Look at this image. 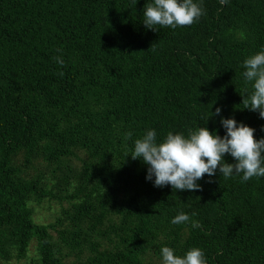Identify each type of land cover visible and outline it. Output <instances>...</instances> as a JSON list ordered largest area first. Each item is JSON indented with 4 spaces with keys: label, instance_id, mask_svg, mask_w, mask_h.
<instances>
[{
    "label": "trees",
    "instance_id": "obj_1",
    "mask_svg": "<svg viewBox=\"0 0 264 264\" xmlns=\"http://www.w3.org/2000/svg\"><path fill=\"white\" fill-rule=\"evenodd\" d=\"M152 2L0 0V264L32 239L39 264L65 262L33 217V205L54 196L19 164L32 166L34 153L80 162L68 178L80 192L64 213L72 224L81 218L93 230L103 220L79 202L87 189L115 218L105 224L109 237L101 234L104 252L81 264H143L151 242L181 257L200 248L207 264H264V177L241 182L217 171L197 181L199 190L161 188L146 179V164L126 156L149 129L158 143L200 127L223 136L221 116L264 137V118L242 103L253 92L243 61L264 49V0H194L205 9L198 21L156 31L142 22ZM216 107L220 115L207 119ZM181 212L191 220L173 224Z\"/></svg>",
    "mask_w": 264,
    "mask_h": 264
},
{
    "label": "clouds",
    "instance_id": "obj_2",
    "mask_svg": "<svg viewBox=\"0 0 264 264\" xmlns=\"http://www.w3.org/2000/svg\"><path fill=\"white\" fill-rule=\"evenodd\" d=\"M136 2L133 0L134 4ZM219 3L225 5L228 0H219ZM204 14L202 3L194 0H153L145 7L142 22L153 31L158 26L175 29L192 25ZM54 59L57 64L63 65L62 56ZM243 66V76L247 82L252 83L253 88L250 96L242 97L243 108L258 111L259 116L264 118V49L246 58ZM220 113L221 108L216 107L214 112L210 111L207 119ZM220 122L225 129L223 136L217 134L216 130L209 131L206 127H200L187 136L180 132H169L159 143L156 131L149 129L142 138L135 140L133 151L126 156L130 155L133 160L140 159L146 164V179L161 188L170 185L175 190H199L201 185L197 181L205 174L212 177L217 171L226 179L241 176V182H247L253 177H264V137L255 139L254 128L237 122L231 116H221ZM131 137V132L125 134L126 139ZM225 154H230L235 162H225ZM190 220L188 214L181 212L171 222L182 224ZM192 226L198 228L200 225L192 221ZM160 251L163 264H207L200 248L189 249L183 257L175 255L174 249L167 246Z\"/></svg>",
    "mask_w": 264,
    "mask_h": 264
},
{
    "label": "rangeland",
    "instance_id": "obj_3",
    "mask_svg": "<svg viewBox=\"0 0 264 264\" xmlns=\"http://www.w3.org/2000/svg\"><path fill=\"white\" fill-rule=\"evenodd\" d=\"M71 122L68 123L71 124ZM38 145L41 146V144ZM76 152L77 154L80 153L78 149H76ZM32 162L33 165L30 166V164H25L23 157L20 158L19 164L23 166L25 175L27 176L30 173L34 178L41 176L40 181L46 183L48 189L54 193L53 198H44L40 203L33 205V217L35 222L47 226L50 237H52V244L58 252L64 255V264H81L87 258L104 252L101 234L107 238L109 237L104 233L105 224H109L115 218L109 220L108 212L110 208L103 203V199L88 189L86 192L84 191L85 196L83 193L82 198L79 199V202H85L96 217L103 214L102 222L93 230H89V225L81 218H77L75 223L72 224L64 214L66 209L70 210L71 202L77 203L79 198L80 192L76 189L75 182L73 183L68 179L77 173L80 166L78 159L72 155V157H65L59 161L45 160L41 155L34 153ZM66 195H68V198ZM61 231H64L63 236ZM67 237L75 239L74 244H68ZM6 238L9 239L10 237L7 236ZM83 239L84 243L81 245ZM164 243L167 244V241ZM169 247L174 249V254L178 253L177 247ZM11 250H13L12 246ZM14 256L15 259L9 260L6 264H39L36 240L32 239L29 242L21 256L15 254ZM141 257L143 264H163L159 247L155 246L154 242H151L149 248L142 251Z\"/></svg>",
    "mask_w": 264,
    "mask_h": 264
}]
</instances>
